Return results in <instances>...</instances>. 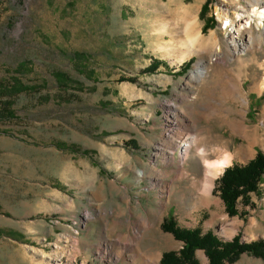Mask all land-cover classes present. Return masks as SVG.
Listing matches in <instances>:
<instances>
[{
    "label": "rangeland",
    "instance_id": "1",
    "mask_svg": "<svg viewBox=\"0 0 264 264\" xmlns=\"http://www.w3.org/2000/svg\"><path fill=\"white\" fill-rule=\"evenodd\" d=\"M248 6L0 0V264H159L183 246L161 230L171 217L221 241H264V179L239 204L243 217H230L222 174L209 187L204 167L226 154L244 166L264 150V6ZM240 24L260 40L228 58ZM155 60L164 66L149 71ZM201 60L205 74L191 80ZM188 133L196 143L184 155L169 141ZM116 243L128 250L103 253ZM194 257L208 263L204 250Z\"/></svg>",
    "mask_w": 264,
    "mask_h": 264
},
{
    "label": "trees",
    "instance_id": "2",
    "mask_svg": "<svg viewBox=\"0 0 264 264\" xmlns=\"http://www.w3.org/2000/svg\"><path fill=\"white\" fill-rule=\"evenodd\" d=\"M206 24L207 22L202 28L203 33H206ZM160 66H164V63L155 60L148 70L153 72ZM186 67L187 65L183 66L182 71ZM65 79L66 76L64 74H57L55 78L59 83H62ZM71 148L74 149V147ZM60 149L66 150L67 148L61 146ZM82 153L83 155H88L87 151ZM263 179L264 150L258 151L255 157L244 166L235 165L223 171L217 181L216 191L219 193L228 216L243 217L242 212L238 208L239 204L250 206L248 202L249 195L258 190V186ZM161 230L172 235L176 241L182 242L183 246L178 253H164L159 264H199L194 257V252L198 249L204 250L208 259L207 264L233 263L242 253H249L255 257L264 259V241L261 240L241 244L239 237L236 236L231 241H221L212 232L202 234L199 229H181L172 217L162 223ZM8 237L12 240L20 241V236L14 233H10Z\"/></svg>",
    "mask_w": 264,
    "mask_h": 264
},
{
    "label": "bare ground",
    "instance_id": "3",
    "mask_svg": "<svg viewBox=\"0 0 264 264\" xmlns=\"http://www.w3.org/2000/svg\"><path fill=\"white\" fill-rule=\"evenodd\" d=\"M248 1H249V4H250V6H248V9H251V8H253V7H255L257 5L256 7L259 10V8L262 7V6L260 7V4L264 6V3H261L260 0H248ZM243 12H245V11H243ZM258 13L259 14H257V19L260 20L259 25H261V24L264 25V20H263L264 19V10H262V12H258ZM240 18H242V16H240ZM225 20H226V18H225ZM246 27H245V24H243V25L240 24V27H238L237 32H233L232 36L230 37L229 42H227V44L225 45V48H226V51H227L226 53H228L227 54L228 58H233V55L235 53L239 52L242 47L243 48L246 47L247 49L253 48V46L255 44V41L260 40L258 38H257V40H254L253 39L254 37L251 36V34L253 32V31H251V27L252 26L247 27V28ZM245 33H247V37L246 38H244V34ZM239 35H241V36L239 37ZM261 36H264V28H263V32L261 33ZM238 38L240 40L236 41ZM192 42H194V43H196L197 45H200V46L202 45V42H201V39L199 38L198 33L197 34L195 33V36L192 38ZM205 67L206 66H205L204 61H202V60L199 61L196 64V68H195L194 72L192 73V75L190 76V79L198 81L200 78H202L203 75L205 74ZM263 87H264V81L261 83V85L259 86L258 90L261 91L263 89ZM233 97H236V96H233ZM241 102L245 103L246 101L244 99H241ZM179 136H180L179 134L175 135V137H177V138ZM170 139H172V137ZM178 139L180 140V138H178ZM169 142H170V145H173V148L176 149V147H177V148L181 149V151L183 152L184 155H187L186 153L190 150L191 146L193 147L194 143H196L195 140L193 139V137L192 138L190 137L189 133L185 136V138L183 140H180V143L179 142L176 143L173 140L169 141ZM174 143H176V144H174ZM165 147H166L165 149L167 151H171L172 150L170 148V146L168 145V143H167V145ZM165 149H163V151H162L163 153H167ZM198 155L202 159H204L203 151H199ZM231 159L232 158L229 157L228 154H226V156H224L223 158H221V159H219V160H217V161H215L213 163H208L207 162V164H205L204 167H205V172L207 173L206 178H207V183H209V187L212 185V183L215 180V178H217L218 175H221L225 168L230 166ZM144 226H146V224ZM144 228H146V227H144ZM136 237H139V235H137ZM113 247H115L117 249V251H119V253H122V254H123V252H126L128 250L125 246H122L121 244L116 243V244L112 245V247L111 246H105L103 248V253L106 254L107 249H114ZM149 264H157V261L153 259Z\"/></svg>",
    "mask_w": 264,
    "mask_h": 264
},
{
    "label": "crops",
    "instance_id": "4",
    "mask_svg": "<svg viewBox=\"0 0 264 264\" xmlns=\"http://www.w3.org/2000/svg\"><path fill=\"white\" fill-rule=\"evenodd\" d=\"M191 212H189V216H190ZM174 218V221L175 223L180 227V228H183V229H187V230H193V229H199L201 231L202 234H205L207 233L209 230L207 229L206 231L204 230H201L200 227L198 226V222L196 223H193V225H187L185 224L183 218L182 219H176V217H173Z\"/></svg>",
    "mask_w": 264,
    "mask_h": 264
},
{
    "label": "built area",
    "instance_id": "5",
    "mask_svg": "<svg viewBox=\"0 0 264 264\" xmlns=\"http://www.w3.org/2000/svg\"><path fill=\"white\" fill-rule=\"evenodd\" d=\"M245 52H246V50L243 49V48H241L240 51H239V55H237L236 57H240V56L245 55ZM236 57H235V58H236Z\"/></svg>",
    "mask_w": 264,
    "mask_h": 264
}]
</instances>
